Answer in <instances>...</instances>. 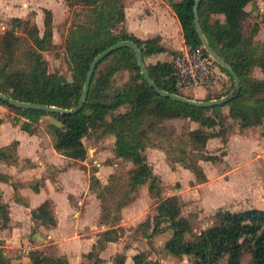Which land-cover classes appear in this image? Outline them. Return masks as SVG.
I'll list each match as a JSON object with an SVG mask.
<instances>
[{
  "label": "trees",
  "instance_id": "16d2710c",
  "mask_svg": "<svg viewBox=\"0 0 264 264\" xmlns=\"http://www.w3.org/2000/svg\"><path fill=\"white\" fill-rule=\"evenodd\" d=\"M249 1L199 0L197 4L198 24L204 37L214 52L239 77V88L236 91L230 74L214 62L232 80L230 89L215 95L219 97L228 94L221 103L196 106L160 95L143 78L132 49L119 46L96 62L85 101L77 111L45 112L11 105L2 99L0 104L25 117L20 127L28 132L36 130L34 124L39 114L46 113L53 117L58 122L49 125L53 133V148L72 160L85 158L86 148L82 137L90 130L99 129L102 134H112L113 153L131 164L128 181L125 183L131 192L145 181L147 190H152L155 184L154 174L142 153L144 142L149 140L148 130L160 126L164 119L183 117L196 121L198 126L187 129L186 139L179 140L177 146L180 156L174 161L187 167L197 180L204 179L197 160L213 158L204 153L205 138L218 135L225 141L227 117L237 121L240 127L261 124L264 138V78L250 74L253 66L264 70V50L261 48L259 51L256 43L253 44L252 39L241 30V23L246 16L244 7ZM66 3L68 6L79 5L86 10L85 25L72 29L65 40V60L70 68L71 79L66 80L57 71H47L46 60L41 52L52 46L51 13L43 8V30L40 34L29 18H9L10 27L4 30L0 38V92L19 101L69 109L78 101L89 62L108 45L123 39L131 40L138 47L142 58L166 51L158 35L139 38L125 30L120 0H66ZM168 3L179 22L184 44L188 47L201 45L194 30L193 0H169ZM216 15L222 18L213 17ZM117 22L121 23L118 32L112 33ZM19 29L24 35L17 32ZM175 52L168 51V54ZM144 66L156 86L182 95L175 89L169 60L144 63ZM120 69H127L131 74L127 81L117 84L113 82V74ZM209 98L205 96L203 99ZM222 105L227 106V114H223ZM98 109L111 113L109 118L97 121ZM202 126L211 130L206 131ZM151 143L161 147L160 144ZM14 147L15 141L0 147V158L13 160ZM189 154L195 158L189 159ZM95 170L92 167L88 171L90 189L106 184L100 183L94 175ZM33 188L36 189V186ZM123 204L121 202L117 207ZM30 217L38 219L45 226L55 224L48 200H43L32 209ZM7 220V206L0 201V228L6 225ZM150 220L152 223L148 234L170 230L163 241V248L171 255L190 256L197 264H243L242 256L247 254L251 264H264V208L232 211L219 207L213 212L210 224L193 231L187 218L180 214L176 194H170L158 199ZM117 226H108L97 233L96 243L83 254L86 259L84 264L101 263L97 250L106 241L115 240ZM26 254L28 264H68L64 255L44 254L37 248L29 249ZM143 256L142 252H136L130 258L134 263H139L144 260ZM0 264L16 263L10 262L0 248Z\"/></svg>",
  "mask_w": 264,
  "mask_h": 264
},
{
  "label": "rangeland",
  "instance_id": "374dc122",
  "mask_svg": "<svg viewBox=\"0 0 264 264\" xmlns=\"http://www.w3.org/2000/svg\"><path fill=\"white\" fill-rule=\"evenodd\" d=\"M168 1L163 0L164 3L169 5ZM3 2L5 5L0 8V38L4 30L10 27L8 21L13 15L23 19L29 18L37 27L39 34L42 33V9L47 8L50 10L52 46L43 50L41 55L46 60L47 71H57L66 80H70L71 72L65 60V40L72 29L85 25L84 15L86 10L79 5L68 6L66 0H3ZM120 2L122 3L121 0ZM254 8L256 12L252 16L257 21L253 20V17L245 16L241 23V30L245 36L252 39L253 44L256 43L258 50L261 51V48L264 50V41L256 39L254 36L258 30V25L264 23V0H254ZM213 17L222 18L221 15ZM120 25L121 23L117 22L112 33H117ZM17 32L24 33L20 29ZM20 43V45L23 44L22 41ZM167 55H165V58L167 57L168 59H166L170 60L171 55L168 53ZM143 63L145 62L143 61ZM217 64L213 65V72L208 81L202 87H199L202 90L201 94L195 93L193 89H177L176 87L175 89L183 96H193L190 98L194 99H203L205 96L217 95L230 89L232 80L218 68ZM102 65L103 63L99 67ZM130 74L129 70L120 69L113 74V82L121 84L129 79ZM250 74L254 75L255 72L250 70ZM199 96L203 97L198 98ZM110 114L98 109L97 121L102 118L107 120ZM38 116L41 118L39 129L42 131V135L53 141V133L49 125L51 123L58 124V122L46 113ZM16 118L21 119L18 113L5 106L0 108V120L8 119L12 122ZM187 128L188 124L185 120L164 119L161 121L160 126L156 125L148 130L147 137L150 141L144 142L145 146L142 153L151 172L154 174L155 184L152 190H147V181H145V183L137 186L135 192L134 190L129 191L125 185L128 181L131 164L113 153V135L110 133L102 134L99 129H94L82 137V142L86 148L85 158L83 160H70L64 163V167L75 165L87 173L94 167L96 168L94 175L99 180L106 181V184L103 187L95 185V188L86 192L80 203H76V200L73 201L72 197L69 198L71 209L66 216L69 219L77 220L75 222L77 232L68 235L72 242H64V246L72 250L78 242L81 243L78 248L73 249L72 255L78 257L79 253L89 248L87 242H85L87 241L86 238L93 236L96 230L115 224L114 226L119 225L115 227L114 234L117 233V236L113 242L107 243L105 248L100 251V264H197L196 260L190 256L171 255L163 248V241L170 234L169 229L153 235L148 234L151 229L149 228L152 223L150 216L154 212V205L163 196L176 194L180 214L187 218L193 231H198L210 224L213 212L219 208L215 204V207L211 205L212 207L209 206L210 208L203 209L200 201L196 198L194 190L192 192L195 195L194 198H191L190 194H185L184 200L181 199L180 193L182 191L180 190L189 193V190L195 187L197 180L195 176L193 177L191 173L182 168L179 161H174L176 157L180 156L177 145H179V140L186 139ZM151 142L160 144L161 147L153 145ZM212 147L209 148L211 152ZM188 158L193 159L195 157L191 158L189 154ZM51 171L52 169L47 170V174L52 173ZM127 189L128 191L125 192ZM257 199H259L258 196ZM121 202L124 204L118 208L117 205ZM238 203L237 201L231 202L229 205L220 207H238ZM75 211H78V214L75 215ZM160 225H163V223ZM34 230L36 231V229ZM30 241L33 242L30 245L38 244L37 241L31 239ZM42 243L44 242L42 241ZM5 245L3 236H1L0 248L6 257L19 258L23 254L24 248L21 246L15 247L13 246L15 244H10L8 247ZM39 250L41 253L49 255H56L57 253L56 246L50 239H47ZM136 252L143 253L144 260L142 262L134 263L131 261L130 256ZM242 263L251 264L247 254H243ZM19 264H23V262H19Z\"/></svg>",
  "mask_w": 264,
  "mask_h": 264
},
{
  "label": "crops",
  "instance_id": "0c3cea01",
  "mask_svg": "<svg viewBox=\"0 0 264 264\" xmlns=\"http://www.w3.org/2000/svg\"><path fill=\"white\" fill-rule=\"evenodd\" d=\"M121 1L122 24L125 30L139 38L158 35L160 43L166 47V51L143 56L142 60L146 64L167 60L165 55L168 56V51H177L185 46L179 22L169 5L163 0ZM3 3V0H0V8L5 5ZM244 9L246 17H253L256 12L254 0H250ZM253 20L257 21L254 17ZM254 38L264 41V23L258 25ZM251 72H255L253 76L264 78L262 75L264 70L257 66H253ZM193 91L202 93L200 88ZM200 97L203 96L198 98ZM209 97L216 98L215 95ZM221 110L223 114H227L226 105H222ZM20 117L21 119L16 118L12 122L8 119L0 120V147L15 141L14 159L0 158V201L6 204L8 214L6 225L0 228V240L3 236L5 246L15 244L13 246L24 248L21 258H9L12 263L28 264L27 251L33 248L40 249L46 240L50 239L56 246V255H64L68 264H77V262L84 264L86 259L83 254L93 247L98 237L97 233L104 228L96 230L93 236L86 238L85 242L89 248L79 253L78 257L72 255V252L81 243L78 242L71 250L64 246V242H72L68 235L77 232L75 228L77 220L66 216L71 209L69 198L72 197L73 201L80 203L86 192L91 190L88 187V173L75 165L64 167V163L72 159L58 153L53 148V141L42 135L39 129L41 125L39 116L38 125L36 122L37 127L33 132L20 127L21 122L26 120L25 117ZM179 119L186 121L187 129L198 126L196 121L183 117L169 120ZM226 125L228 131L225 141H222L218 135L205 138L204 153L212 155L213 158L197 160L204 179L196 180L195 187L189 190V193L180 190L182 191L181 199L184 200L185 194H190L189 196L194 198L195 195L192 193L194 190L203 209L215 204L216 207L229 205L236 201L239 202V206L228 209L232 211L245 208L262 209L264 208V138L261 133V124L240 127L237 121L227 117ZM202 128L206 131L211 130L205 126ZM211 146H213L212 152L209 151ZM181 166L193 177L195 176L187 167ZM50 169L52 173L47 174V170ZM99 181L101 184L106 183V181ZM34 185L36 189L33 188ZM136 188L133 189L134 192ZM43 200L50 202L55 219V224L52 226H45L38 219L30 217V211ZM76 214L78 211H75ZM30 239L37 241L38 244L30 245L33 243ZM109 242L113 241H106L103 247L97 250L98 256Z\"/></svg>",
  "mask_w": 264,
  "mask_h": 264
},
{
  "label": "water",
  "instance_id": "95a60500",
  "mask_svg": "<svg viewBox=\"0 0 264 264\" xmlns=\"http://www.w3.org/2000/svg\"><path fill=\"white\" fill-rule=\"evenodd\" d=\"M198 2H199V0H193V4H192V15H193L194 30H195L196 34L198 35L202 46L211 55L214 62L218 63L221 67H223L230 74V76L232 77V80H233V86L237 91L239 88V77H238L237 73L214 52V50L212 49V47L210 46V44L208 43V41L204 37V35H203V33L199 27L198 18H197V4H198ZM119 46H128L132 49L134 56H135V59H136V62L140 68V72H141L143 78L145 79L147 84L150 87H152L153 90L156 91L157 93H159L160 95L167 96L170 99L181 101V102H184V103H187L190 105H196V106H209V105H213V104H218V103L225 101L226 97L228 96V94H225V95H222V96H219L216 98L194 99V98L186 97V96L180 95L178 93L169 92V91H166V90L159 88L158 86H156L153 83V81L148 76L146 69H145V66H144V63H143V60H142V57H141V54H140V51H139L138 47L136 46V44L134 42H132L131 40L123 39V40H119V41H116V42L108 45L107 47H105L104 49H102L101 51H99L97 54H95L93 56V58L91 59V61L88 64V69H87L86 74H85V78H84V81L82 84V89H81V93H80V96L78 98V101L72 108L67 109V108H61V107H57L54 105H47V104H43V103L19 101V100L13 99L10 96L5 95L2 92H0V99L8 102L11 105L41 110V111H45V112H74V111H77L78 109L81 108V106L83 105V103L85 101V96H86V91L88 88L89 79L91 77V74H92V71L94 69L96 62L98 60H100L108 52H110L111 50H113Z\"/></svg>",
  "mask_w": 264,
  "mask_h": 264
},
{
  "label": "built area",
  "instance_id": "2783aa9c",
  "mask_svg": "<svg viewBox=\"0 0 264 264\" xmlns=\"http://www.w3.org/2000/svg\"><path fill=\"white\" fill-rule=\"evenodd\" d=\"M174 86L178 89H196L208 81L214 60L201 45L184 46L170 56ZM180 93V92H179ZM3 105L0 104V108Z\"/></svg>",
  "mask_w": 264,
  "mask_h": 264
}]
</instances>
